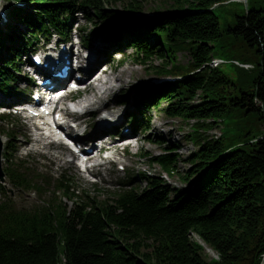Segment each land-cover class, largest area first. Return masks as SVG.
<instances>
[{
    "label": "trees",
    "instance_id": "obj_1",
    "mask_svg": "<svg viewBox=\"0 0 264 264\" xmlns=\"http://www.w3.org/2000/svg\"><path fill=\"white\" fill-rule=\"evenodd\" d=\"M33 1H42L35 13L19 15L31 29V45L36 30L56 26L75 8L89 20V14L104 15L107 25L125 23L126 12L153 10L126 25L142 30L130 44L131 60L157 75L183 77L156 88L149 102H164L169 117L194 120L186 137L198 148L186 157L184 172L177 171L173 151L154 159L167 171L173 168L186 189L154 178L141 194L133 188L109 199L70 194L69 210L54 203L28 211L0 204V264H264V9L247 8L221 30L215 9L229 0ZM11 34L23 37L20 30ZM7 49L12 54L15 47ZM179 51L190 55L183 68L175 63ZM217 51L250 68L232 62L234 73L210 67ZM248 54L255 64L246 61ZM154 57L162 64L151 65ZM15 62L7 60L0 69L4 92L15 80ZM215 126L222 127L218 138L207 134ZM15 179L41 191L28 176ZM192 234L220 260H205Z\"/></svg>",
    "mask_w": 264,
    "mask_h": 264
},
{
    "label": "rangeland",
    "instance_id": "obj_2",
    "mask_svg": "<svg viewBox=\"0 0 264 264\" xmlns=\"http://www.w3.org/2000/svg\"><path fill=\"white\" fill-rule=\"evenodd\" d=\"M8 0H0V8L4 11L7 10V2ZM248 1V2H247ZM229 0L227 3H223V5L219 6L215 9V13L219 16V24L221 30H224L227 25H231L234 22V15H242L243 13H246V9H264V0ZM117 11L121 12L120 8H117ZM144 12H153L151 9H145ZM158 12V11H157ZM81 25L84 26V23L81 22ZM15 27H20V25H15ZM92 25H87V28H91ZM121 36H123V33H121ZM152 36L150 37V39ZM127 53L129 51L127 50ZM177 59L175 63L181 64L180 68H183L185 64L189 61L190 55L186 51H179L176 54ZM216 56L222 58L223 60H229L230 62L233 61V57L230 56V54H225L224 52L217 51ZM237 59H239L237 57ZM240 60V59H239ZM246 61L249 63L255 64V59L252 58L249 54L246 57ZM162 60H159L158 58L154 57L151 60V65H161ZM114 64L111 65L109 71L107 72V76L102 80L101 77H99L96 81L97 84H93L90 86V89L92 90L91 99H97L102 98L103 100L99 103V106L102 105L104 108L113 107V109L117 112V115L125 121V118L127 115L130 114H137L140 109H137L136 107V100H143L141 89L143 88L142 85L150 86L152 85V79L161 78L163 75H157L154 71L151 69L148 70L145 67L141 65H136L131 63V61H127L123 66L117 67L114 69ZM169 67V66H168ZM226 71L230 73H234L235 68L230 64L227 63L222 66ZM249 68V67H248ZM24 71V69H22ZM20 67V74H23ZM171 75V74H169ZM106 79V80H105ZM148 90H150L149 87H147ZM106 92L108 93L106 95ZM149 91H146V93ZM127 93V94H126ZM126 96V97H125ZM120 99L126 100V104H120ZM140 101V102H141ZM163 106V104L161 105ZM146 118L150 119L149 122V131L147 132H141L138 130H134V133L137 135L138 142H134V146L131 148L130 152L133 155L131 158L128 156L126 158V171L124 172H118L115 170L114 166H111L110 173H105L103 169H96V171H99L101 178L107 182H117L125 177L127 173H136L137 171H146L151 174H161L160 168L155 164H148V162L145 159H142L139 156V153L148 152L150 155H158L160 153H163V147L167 146L168 144L173 145H180L184 146L186 150L179 149V160L178 163V170L180 172H184L189 166H187V162L185 161L186 157L190 155L191 152L195 151L198 148V145L195 142H191L187 139L186 134L192 133V126L190 124L192 122H184L178 121V120H170L169 117H167L160 108H154L149 110L148 112H145ZM145 119V118H144ZM127 121V120H126ZM144 124V121L142 122ZM220 126L213 127L208 134L210 136H219L220 134ZM263 131H258L254 133L257 137H259ZM129 134V133H128ZM227 134V133H226ZM229 135V134H228ZM148 137V138H147ZM157 140L160 143H156ZM20 139L17 140V155H22L23 151L18 150ZM34 161L36 163L39 170L45 171L44 166L41 164V158L34 156ZM51 160H54V157H52ZM56 160V159H55ZM52 163V162H51ZM0 165L2 167L5 166V162L3 159L0 161ZM53 168H49L51 172H60L56 170L55 166L52 165ZM67 165H64L62 169H65ZM187 167V168H186ZM69 173L65 170V174H69L71 178L75 181V186L80 188L81 190L88 191L90 196H105L106 193L102 189H107V184L101 183L97 186L98 190H94L93 187L90 185L92 184L89 180L90 177H88L85 174L79 175L78 172L72 168H68ZM162 176H165V174H161ZM134 177V176H133ZM99 181V180H98ZM165 181L170 186H177L182 189L188 188V186H181L178 183V177L174 176H165ZM8 186V184H7ZM10 188V186H8ZM113 188V187H112ZM111 189V188H109ZM12 193V191H11ZM46 195H48L46 193ZM11 196L14 198V201L16 203V206L18 208L23 207L25 205H29L31 202L35 200L34 194H26V193H20L18 191H14ZM65 201H67L65 199ZM191 240L199 244L202 248H204V259L209 261H219V256L217 253H214L210 248H208L206 245H204L199 237L195 234L191 235Z\"/></svg>",
    "mask_w": 264,
    "mask_h": 264
},
{
    "label": "bare ground",
    "instance_id": "obj_3",
    "mask_svg": "<svg viewBox=\"0 0 264 264\" xmlns=\"http://www.w3.org/2000/svg\"><path fill=\"white\" fill-rule=\"evenodd\" d=\"M32 47L30 48V49H33L34 47H36L37 45L36 44H33V45H31ZM41 52H42V54H43V56H44V58L45 59H47L48 58V56H49V58L50 57H53V55H48V53L45 51V50H41ZM64 54V51L63 50H60L59 51V55L57 56V57H59V61H60V59L62 58L61 57V55H63ZM94 54V53H93ZM57 57H55V58H57ZM49 58L47 59V61L49 60ZM98 85V84H97ZM108 93L106 92V95H107ZM103 99L102 98H97V99H91V101H90V105L92 106V105H94V104H96V103H100L101 101H102ZM140 125H142V122L140 123ZM116 130L117 129H119V128H115ZM115 131V130H114ZM81 152H82V150H81ZM123 170V169H122Z\"/></svg>",
    "mask_w": 264,
    "mask_h": 264
}]
</instances>
